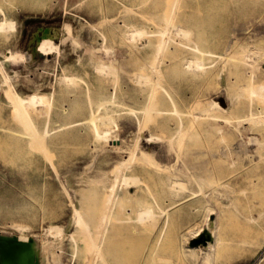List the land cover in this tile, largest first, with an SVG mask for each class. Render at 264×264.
I'll return each mask as SVG.
<instances>
[{
	"label": "rangeland",
	"instance_id": "1",
	"mask_svg": "<svg viewBox=\"0 0 264 264\" xmlns=\"http://www.w3.org/2000/svg\"><path fill=\"white\" fill-rule=\"evenodd\" d=\"M169 1L0 0V21L5 15L12 21L0 30V245L7 249L6 257L8 252L16 257L33 239L39 251L50 244L45 264H90L92 248L76 231L73 217L78 210L99 217L110 171L138 151L142 155H136L139 159L127 171L131 182L117 190L121 195L116 192L106 224L105 242L108 237L124 250L125 264H205L204 253H192L185 245L203 232L191 238L205 226L208 212L216 220L220 245L207 264H264V126L249 121L241 135L224 134L223 127L209 126L221 122L201 118L224 93L219 84L223 59L218 56L223 43L232 38L236 48L264 49V0H177L178 11L167 23ZM175 26L193 29L188 42L197 31L205 36L210 50L205 72H184L191 51L179 44L188 36L181 39ZM164 27L167 54L158 64V91L141 78V73H151L153 45L130 37V30H144L145 40L154 42ZM178 68L184 70L180 76ZM18 96L29 103L26 109L16 104ZM159 107L167 113L162 109L154 114ZM196 113L201 120L190 127L189 116ZM178 124L184 128L181 134L176 133ZM39 130L47 134L37 142L26 133ZM253 137H258L257 145ZM236 140L248 149L245 154L231 149ZM221 146L228 149L225 156L219 154ZM242 160L254 170L232 188L205 183L213 162L225 173L239 169ZM245 231L248 241L237 245L236 238Z\"/></svg>",
	"mask_w": 264,
	"mask_h": 264
},
{
	"label": "bare ground",
	"instance_id": "2",
	"mask_svg": "<svg viewBox=\"0 0 264 264\" xmlns=\"http://www.w3.org/2000/svg\"><path fill=\"white\" fill-rule=\"evenodd\" d=\"M177 0H171L169 1L168 5L170 7V10H168L169 12L166 15V20L168 21L167 23H169V19L171 14L173 13L175 6L177 8L176 5ZM179 2V1H178ZM207 4V3H206ZM177 10V9H176ZM175 10V11H176ZM174 11V12H175ZM178 11V10H177ZM176 13V12H175ZM6 16V15H5ZM3 17L2 20L0 21V30H5L6 28L12 26V21L8 20L6 17ZM175 19V16H174ZM173 19V21H174ZM261 19V18H260ZM147 21V20H146ZM172 21V22H173ZM175 22V21H174ZM171 23V21H170ZM181 23V22H180ZM213 24V23H212ZM234 24V22H233ZM256 24V22H255ZM174 25V24H173ZM185 25V22H184ZM241 26V25H240ZM157 27V26H156ZM176 27V26H175ZM239 27V26H238ZM254 27V26H253ZM263 27V26H262ZM161 28V27H160ZM232 28V27H231ZM250 28V27H249ZM255 28V27H254ZM164 30L159 31V35L157 36V38L154 40V42H151L148 40H145L146 38L144 37H148L146 36V32L144 30H138V29H131L130 30V37L134 38V37H140L141 39H144V41L146 42H150L153 45V55H152V60L151 63L149 65V69H150V75L145 73H141V78L144 79L146 83L150 84L152 89L153 88H157V84L156 80H157V74H160V69H159V61L161 60V58L164 56L165 54H167V50H166V41H167V29L162 28ZM187 29V28H186ZM183 29V27H176V34H180L179 36L181 37V39L184 40L183 36H188L189 33H193V29L190 30V32L188 31L190 28H188V30ZM175 30V29H174ZM233 30V29H232ZM239 30V29H238ZM253 30V29H251ZM257 30V27L256 29ZM173 31V30H172ZM195 31V30H194ZM254 31V30H253ZM259 31V29H258ZM261 31V30H260ZM234 32V31H233ZM232 32V34H233ZM237 32V31H235ZM244 31L241 32V35ZM257 33V31H254ZM169 33V32H168ZM247 33V31H246ZM255 33V35H257ZM151 34V33H150ZM170 34V33H169ZM172 34V33H171ZM175 34V33H174ZM175 34V35H176ZM240 34V33H239ZM259 34V33H258ZM145 35V36H144ZM183 35V36H182ZM191 35V34H190ZM235 35V33L233 34ZM193 36V34H192ZM195 38L189 39L188 42V38L191 37H185L187 42L184 41H178L180 40L179 38H175L178 42H180L179 44H182V47H184L183 45L187 46L189 48V50L191 51V56L190 59L186 62V68H178L179 70H175L177 75H182V72H190V74H197L198 72H205L206 68H205V58L206 56H209L210 54V50H207L206 46H205V42H206V38L205 36L202 34V32H198L196 33V35L194 34ZM233 37V36H232ZM49 38V37H48ZM256 38L258 39V37L256 36ZM136 39V38H135ZM169 39V38H168ZM174 39V38H173ZM141 41V40H140ZM176 41V43H178ZM193 42V43H192ZM242 43V42H241ZM224 48H223V52L221 54H219V58L223 59L221 60L223 63H221V65H223L222 67V72L220 73V80H219V84L223 87V91L224 93H222V95L224 94V96H220L218 97L219 101H214L213 104L209 107V109L206 110L207 113L204 114L205 111H202V114L204 115V117H201L203 120H208V121H218L221 123H210V128L213 129H217L218 127H223L224 130V134H231V133H235L237 131L238 135L242 134V128L249 125V121H256L259 122V124H263L264 126V68L261 69L260 66L261 64H264V49L257 47V46H249V45H244V44H239V47L236 48L234 41L232 40V38L227 39L224 43ZM51 47V46H49ZM180 47V45H178V48H182ZM47 48V47H46ZM45 48V49H46ZM52 49V48H50ZM187 49V48H186ZM48 50V48H47ZM179 51V50H178ZM183 51V49L181 50ZM189 52V51H187ZM180 53V52H179ZM10 54V53H9ZM19 54H22L19 52ZM188 54V53H187ZM190 55V54H189ZM25 56V55H24ZM27 56V55H26ZM187 56V55H186ZM31 57V56H30ZM28 57V58H30ZM26 58V57H24ZM185 58V57H184ZM17 59V58H16ZM181 62L184 61L179 59ZM179 61V63H180ZM184 62V63H185ZM103 67V66H102ZM181 67V66H179ZM113 68V67H112ZM107 69V68H105ZM181 69V70H180ZM101 70V69H100ZM183 70V71H182ZM140 73V72H139ZM162 73V72H161ZM164 73V72H163ZM200 73V74H201ZM7 74V73H6ZM8 75V74H7ZM153 76H155L156 79L153 78ZM10 77V75L8 76ZM63 77V76H62ZM67 77L70 76H66L65 78L67 79ZM160 77V76H158ZM162 77V75H161ZM182 77V76H181ZM64 78V79H65ZM71 78V77H70ZM68 78V80L70 79ZM75 78V77H74ZM65 79V80H66ZM160 80V78H159ZM73 82V81H72ZM138 82V81H137ZM159 82V81H158ZM159 87V85H158ZM161 87V86H160ZM220 89V88H219ZM142 90V89H141ZM157 90L159 91V88H157ZM222 90V89H221ZM157 91V92H158ZM221 91V92H223ZM154 93H156V89L154 91ZM153 93V97H157L159 95L156 96V94ZM163 93V92H162ZM165 93V92H164ZM170 93V92H169ZM168 93V94H169ZM213 94V93H212ZM211 94H209L210 96ZM217 95H218V91H217ZM151 97V99L153 98ZM158 99V98H157ZM157 99H155L157 101ZM173 99V98H172ZM90 100H92L90 98ZM154 98L151 100L153 101ZM224 100V101H223ZM93 101V100H92ZM165 100L160 101L161 103H164ZM174 101V100H172ZM203 101V100H202ZM90 102V101H89ZM158 102V101H157ZM224 102H226V104H224ZM92 103V102H91ZM90 103V104H91ZM153 103V102H152ZM151 103V104H152ZM197 103V102H196ZM16 104H19V106H21L20 108L26 109L27 106L29 105L28 102H26L22 97L18 96ZM92 105V104H91ZM150 105V104H149ZM70 106V105H69ZM175 106V105H174ZM177 109L178 107L175 106ZM198 107V106H197ZM69 108V107H68ZM173 108V106H172ZM74 109V106L71 107L72 111ZM163 109V108H162ZM162 109L156 108V110L153 112L154 114H157L160 110L162 111ZM174 109V108H173ZM173 109L172 113H173ZM179 109V108H178ZM67 110V109H66ZM148 110V109H147ZM166 113H167V108L163 109ZM194 110V109H193ZM192 110V111H193ZM214 114L212 111H214ZM62 111V110H61ZM69 111V110H67ZM69 111V113H70ZM146 111V110H145ZM151 111V110H149ZM153 111V110H152ZM180 111V110H179ZM191 111V110H190ZM188 111V112H190ZM169 112V111H168ZM175 112V111H174ZM68 113V115H69ZM148 113V112H147ZM152 113V112H149ZM165 113V114H166ZM182 113V111H181ZM176 114V112L174 113ZM195 114V113H194ZM93 115V114H92ZM147 115V114H146ZM177 115V114H176ZM191 116H189L190 118V127H192L194 124L197 125L196 123L198 122L197 120H201L200 116L196 113V115L192 116L193 114H190ZM67 116V115H66ZM148 116V117H147ZM146 118H149V115H147ZM91 118V117H89ZM183 118V117H182ZM28 119V118H27ZM83 119V118H82ZM87 119V118H86ZM93 119V118H91ZM77 120V119H76ZM84 120V119H83ZM88 120V119H87ZM181 120V119H180ZM82 121V120H81ZM90 121V120H89ZM70 122V121H69ZM69 122L68 126H69ZM76 122V121H75ZM78 122V121H77ZM83 122V121H82ZM88 122V121H87ZM91 122V121H90ZM182 123V121H181ZM251 123V122H250ZM73 124V123H72ZM75 124V123H74ZM82 124V123H81ZM65 125V123L63 124ZM76 125V124H75ZM74 125V126H75ZM80 125V122L79 124ZM180 124H178L179 126ZM194 125V127H195ZM221 125V126H220ZM61 127V125H59ZM67 126V125H66ZM65 126V127H66ZM77 126V125H76ZM185 126V125H183ZM188 126V125H187ZM198 126V125H197ZM72 127V126H70ZM63 128V126H62ZM67 128V127H66ZM178 128V131H176L177 134H181L180 130L182 131V129H184L181 125ZM65 129V128H64ZM187 129V128H186ZM195 129V128H194ZM194 129L192 130L194 132ZM191 131V133H192ZM197 131V130H196ZM14 133V132H13ZM33 140H36V142L38 141L37 139L39 135L43 134L42 138H46V134H47V130L44 131H35V132H26ZM186 133V132H184ZM188 133V130H187ZM190 133V134H191ZM236 133V134H237ZM249 133V132H247ZM18 134V133H17ZM15 134V135H17ZM183 134V132H182ZM201 134V133H200ZM250 134V133H249ZM20 134H18L19 136ZM189 134H187L188 136ZM237 135V136H238ZM182 136V135H181ZM190 136V135H189ZM236 136V135H235ZM25 137V136H24ZM177 139L179 138V135L176 136ZM240 137V136H239ZM249 137V136H248ZM259 137V136H258ZM257 137V138H258ZM171 138V137H170ZM169 138V140H170ZM256 138V140H257ZM29 139V138H28ZM167 139V138H166ZM239 139V138H238ZM241 139V138H240ZM239 139V140H240ZM250 139V138H249ZM45 140V139H42ZM41 140V141H42ZM248 140V138L246 139V141ZM253 140L254 137H253ZM252 140V141H253ZM255 140V141H256ZM11 141V140H10ZM243 141V140H242ZM250 141V140H249ZM12 142V141H11ZM44 142V141H43ZM169 142V141H168ZM254 142V141H253ZM10 143V142H9ZM245 144V141L242 142ZM247 143H249L247 141ZM14 144V143H12ZM25 145V144H24ZM133 145V144H132ZM247 145V144H246ZM244 145V146H246ZM255 145V144H254ZM256 145H257V141H256ZM15 146V145H14ZM23 146V144H22ZM19 146L18 147H22ZM243 146V147H244ZM17 147V145L15 146ZM24 147V146H23ZM130 147V146H129ZM222 147V146H221ZM220 147V148H221ZM248 147V145H247ZM26 148V147H25ZM219 148V149H220ZM251 148V147H250ZM19 149V148H18ZM233 151L235 152H240L241 154H245L246 151L248 149H244L241 147V143L237 142L233 145V147L231 148ZM209 150V149H208ZM227 150L226 148L222 147V150L219 151V154L222 156H225V154H227ZM139 151L141 152L142 150L139 149ZM217 151V150H216ZM215 151V152H216ZM154 152V151H153ZM152 152V153H153ZM139 152L136 151V153H134L133 155H131L128 158L126 157L125 159H123L122 161L116 163V165L114 166V168L110 171L111 174V179L108 182V184L105 186L104 188V192L103 194H101L102 196L105 194V198H104V202H105V206L103 208L102 213L99 215L98 218H94L93 216L95 215V213H91L88 210L84 212H81L78 210H76L77 212L75 213L73 220L76 223V231L80 232L82 234H84L86 240L89 243V246L92 248L91 249V256H90V264L94 262H97L98 264H125V258H124V250H122V248H120L115 242L114 243H110L108 241H110V239H108L107 237V242H105L106 240V224L110 218L112 214V207L115 203V201L117 202V190L120 188V186L122 185H126V181L128 182L129 179L128 177L130 176V173L127 172L131 169L132 165L134 164L133 161L136 157V155ZM146 153V152H145ZM148 153V152H147ZM151 153V152H150ZM148 155H151V154ZM141 153H139L140 155ZM217 154V153H216ZM142 155V154H141ZM211 155V154H210ZM143 156L145 157V154L143 152ZM142 156V158H143ZM137 159H139L138 157H136ZM146 162L148 161V158H145ZM151 159V158H150ZM141 160V159H140ZM153 161V159H152ZM211 161V160H210ZM243 161V160H242ZM151 162V160H150ZM212 162V161H211ZM249 161H243L241 166L239 167V169H231L228 171H223V169H218V166H216V164L213 162L209 169H208V177L207 180H205V183H209L212 186H218L221 187L223 189H227V188H232V186H234L237 183V180L241 177L246 176L247 174L251 173V171L254 170V168L248 167L250 164ZM148 164V163H147ZM154 164V163H153ZM249 164V165H248ZM153 167V166H152ZM243 167V168H242ZM157 169V168H156ZM109 174V175H110ZM193 174V173H192ZM82 176V175H81ZM83 177H85V175H83ZM82 177V178H83ZM137 177V176H134ZM57 178V177H56ZM81 178V179H82ZM133 178V177H130ZM84 179V178H83ZM202 179V178H201ZM202 179V180H203ZM59 180V179H58ZM134 179H132L131 183L132 185H134ZM198 180V179H197ZM260 179H257V182ZM82 182L84 180H81ZM136 182H139V178L138 180L136 179ZM177 182V180H176ZM250 182L252 183V179H250ZM67 183V182H66ZM140 183V182H139ZM182 184V182H180ZM179 182L177 183L179 188L181 187L179 184ZM70 183H68L69 185ZM176 183L172 182V185L175 187ZM254 184V183H253ZM60 185V184H59ZM124 185V186H125ZM183 185V184H182ZM208 185V184H207ZM206 185V186H207ZM172 186V187H173ZM177 186V185H176ZM62 187V186H61ZM69 187V186H68ZM131 187V186H130ZM171 187V188H172ZM198 187V186H197ZM177 188V187H176ZM86 189V188H85ZM98 189V188H97ZM96 189V190H97ZM175 189V188H172ZM178 189V188H177ZM199 189V188H198ZM130 190V189H129ZM181 190V188H180ZM121 191V190H120ZM99 193V189L97 191ZM101 192V191H100ZM92 193H95L94 190L92 191ZM119 195H121V192ZM132 193V192H131ZM90 194V193H89ZM179 194V193H178ZM85 195V194H84ZM99 195V194H96ZM96 195L94 197H96ZM128 195H130L128 193ZM220 195V194H219ZM86 196V195H85ZM88 196V194H87ZM86 196V197H87ZM92 196V195H91ZM100 196V195H99ZM180 196V195H179ZM94 197L92 198V201L94 199ZM98 197V196H97ZM124 197V196H123ZM131 197V196H130ZM220 197V196H219ZM223 197V196H222ZM82 198V195H81ZM80 198V199H81ZM85 198V197H84ZM89 199L91 200V197L89 195ZM228 199V198H227ZM89 200V201H90ZM100 200V199H99ZM97 200V201H99ZM78 201V200H77ZM81 201V200H80ZM86 202V199L83 200V202ZM94 202V201H93ZM100 202V201H99ZM119 203H121L120 201H118ZM79 203V202H78ZM89 203V202H88ZM92 202L90 201V204ZM118 203V204H119ZM99 204V203H98ZM85 205V203L83 204ZM79 206V205H78ZM85 207V206H84ZM83 207V208H84ZM97 207V206H96ZM95 209V208H94ZM123 209V208H122ZM102 210V209H101ZM121 210V209H120ZM168 210V209H167ZM95 211V210H94ZM142 210L139 211V213ZM160 211V210H159ZM163 210H161L160 212H162ZM208 211V210H207ZM122 212V210H121ZM155 211L150 210L149 214L150 216L154 215ZM168 212V211H167ZM114 213V212H113ZM164 213V212H163ZM169 213V212H168ZM94 214V215H93ZM117 214V213H116ZM115 214V215H116ZM146 216L148 215L146 213V211L143 209V215ZM162 214V213H161ZM211 212H208L206 214L205 217V226H200L199 228H197L191 235V238L195 237L196 235H198L200 233V231H204V232H208L211 236V240L207 241V243L205 245H199V246H191V245H185L186 249L191 251L192 253H196V251L200 250L202 253H204L203 256V261H206L205 264H207V260L209 258L210 255H212L215 252V249L217 247H219L220 245V241L219 238L217 236V230L218 228L216 227L215 221L211 219L210 216ZM239 214V213H238ZM169 214H167L168 216ZM117 216V215H116ZM261 216V215H259ZM166 217V216H165ZM120 218V217H119ZM118 218V220H119ZM169 218V217H168ZM115 219H117V217H115ZM114 219V220H115ZM166 219V218H165ZM71 221V219L69 220ZM166 221V220H165ZM16 222V221H15ZM19 222V221H18ZM17 222V223H18ZM94 223V227L91 229L90 228V223ZM113 222V221H112ZM110 221V223H112ZM116 222V220H115ZM114 223V222H113ZM70 224V223H69ZM109 224V223H108ZM194 224V223H193ZM114 224H112L113 226ZM198 225V224H197ZM67 226V225H66ZM69 226V225H68ZM151 226V225H150ZM113 230V229H112ZM111 230V231H112ZM163 230H161L160 232L162 233ZM44 232V231H43ZM50 232V231H49ZM109 231H107L108 233ZM159 232V233H160ZM164 232V231H163ZM45 233V232H44ZM56 233V232H55ZM111 235L114 232H110ZM160 233V235H161ZM246 231L243 232L239 237L236 238V243L237 245H243L248 241L247 235H246ZM42 234V233H41ZM51 234V233H50ZM73 234V233H72ZM109 234V233H108ZM163 234V233H162ZM62 235V234H61ZM110 235V236H111ZM159 235V236H160ZM164 235V234H163ZM162 235V236H163ZM189 235V237H190ZM64 236V235H63ZM71 236V235H70ZM74 236V235H73ZM72 236V237H73ZM61 237V236H60ZM59 237V238H60ZM71 237V238H72ZM75 237V236H74ZM188 237V238H189ZM162 238V237H161ZM74 239V238H73ZM71 239V240H73ZM114 239V238H111ZM159 239V238H158ZM66 240V238H65ZM42 241V240H41ZM44 241V240H43ZM76 241V239H74V242ZM114 241V240H113ZM112 241V242H113ZM104 242L105 245L108 244L106 246V248L104 249ZM62 243V242H61ZM110 243V244H109ZM180 243V242H179ZM50 244L48 243H44L43 247L41 248V251L38 250V246L35 242V240L30 239L28 241L27 247L24 251L18 253V255L15 257V255H13L12 253L8 252V257L5 256V252L7 251V249H5L2 245H0V264H37L38 260L41 259L42 262L40 264H45L43 261L45 260V256L47 253V250L49 249ZM260 250V249H259ZM201 254V253H200ZM109 255V256H108ZM168 260V259H167ZM165 260V261H167ZM164 261V262H165ZM168 262V263H167ZM165 262L166 264H169L170 261ZM54 263V262H53ZM164 263V264H165ZM89 264V263H88Z\"/></svg>",
	"mask_w": 264,
	"mask_h": 264
},
{
	"label": "water",
	"instance_id": "3",
	"mask_svg": "<svg viewBox=\"0 0 264 264\" xmlns=\"http://www.w3.org/2000/svg\"><path fill=\"white\" fill-rule=\"evenodd\" d=\"M211 240V236L210 234L206 231V232H202L201 234H199V236L191 243L192 245H205L207 243V241Z\"/></svg>",
	"mask_w": 264,
	"mask_h": 264
}]
</instances>
